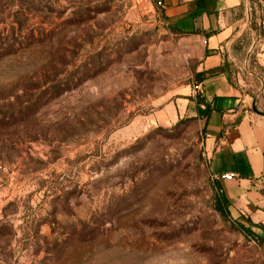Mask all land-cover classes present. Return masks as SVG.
Instances as JSON below:
<instances>
[{"label": "rangeland", "instance_id": "1", "mask_svg": "<svg viewBox=\"0 0 264 264\" xmlns=\"http://www.w3.org/2000/svg\"><path fill=\"white\" fill-rule=\"evenodd\" d=\"M181 42L151 0H0V264H264V225L220 212L205 115L155 118L196 82Z\"/></svg>", "mask_w": 264, "mask_h": 264}, {"label": "crops", "instance_id": "2", "mask_svg": "<svg viewBox=\"0 0 264 264\" xmlns=\"http://www.w3.org/2000/svg\"><path fill=\"white\" fill-rule=\"evenodd\" d=\"M151 2L161 12L167 30L182 41L196 68L195 74L223 66L222 73L182 88L177 93L179 99L159 111L156 120L162 125L169 124L191 108L204 114L207 136L204 148L209 170L231 214L264 225V113L255 108V100L250 111L247 101L248 92L258 93L264 80L249 71L248 77L255 80L249 78L248 85H244V79L231 66L240 41L256 32L254 3L252 0ZM261 24L264 28V20ZM257 47H260L258 61L264 67V42L254 39L246 55ZM195 94L205 105L196 102ZM224 174L233 178L224 180L221 178Z\"/></svg>", "mask_w": 264, "mask_h": 264}, {"label": "trees", "instance_id": "3", "mask_svg": "<svg viewBox=\"0 0 264 264\" xmlns=\"http://www.w3.org/2000/svg\"><path fill=\"white\" fill-rule=\"evenodd\" d=\"M252 2H257L258 5H262L264 7V0H252ZM264 20V18H263ZM223 72V66H220L218 68H214V69H210V70H206V71H202L198 74H196V82H201L203 81L204 79L208 78V77H212V76H215L217 74H220ZM203 104L205 105L204 103V100H202V98H199L198 100V104ZM223 196H219V204L221 205V207L219 208L220 209V212H223V210L227 211L228 213V208H227V203L225 202V200H223ZM225 205V206H224ZM225 207V208H224ZM250 235H254L252 232H250V230H246Z\"/></svg>", "mask_w": 264, "mask_h": 264}, {"label": "built area", "instance_id": "4", "mask_svg": "<svg viewBox=\"0 0 264 264\" xmlns=\"http://www.w3.org/2000/svg\"><path fill=\"white\" fill-rule=\"evenodd\" d=\"M156 6L157 7H160L161 4L159 2H157L156 3ZM195 89H198V86H195ZM221 178L224 179V180H231L233 178V175H231V174H224V175L221 176ZM263 189H264V186H263Z\"/></svg>", "mask_w": 264, "mask_h": 264}]
</instances>
